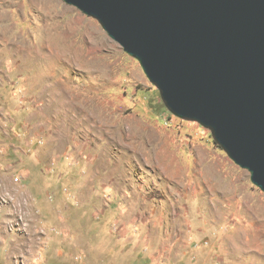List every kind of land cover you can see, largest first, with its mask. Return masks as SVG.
Returning <instances> with one entry per match:
<instances>
[{
	"label": "rangeland",
	"instance_id": "obj_1",
	"mask_svg": "<svg viewBox=\"0 0 264 264\" xmlns=\"http://www.w3.org/2000/svg\"><path fill=\"white\" fill-rule=\"evenodd\" d=\"M2 195L0 264H264L249 173L62 0H0Z\"/></svg>",
	"mask_w": 264,
	"mask_h": 264
},
{
	"label": "water",
	"instance_id": "obj_2",
	"mask_svg": "<svg viewBox=\"0 0 264 264\" xmlns=\"http://www.w3.org/2000/svg\"><path fill=\"white\" fill-rule=\"evenodd\" d=\"M136 59L264 193V0H62Z\"/></svg>",
	"mask_w": 264,
	"mask_h": 264
},
{
	"label": "built area",
	"instance_id": "obj_3",
	"mask_svg": "<svg viewBox=\"0 0 264 264\" xmlns=\"http://www.w3.org/2000/svg\"><path fill=\"white\" fill-rule=\"evenodd\" d=\"M7 194H8V193H6V196L8 197ZM6 196H5V195L0 196V204H2L3 202H6V201H7ZM153 264H156V263H153Z\"/></svg>",
	"mask_w": 264,
	"mask_h": 264
}]
</instances>
